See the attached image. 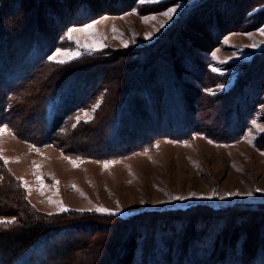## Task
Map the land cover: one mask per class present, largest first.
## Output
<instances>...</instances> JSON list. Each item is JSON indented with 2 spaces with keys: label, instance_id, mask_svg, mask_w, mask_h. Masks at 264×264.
Listing matches in <instances>:
<instances>
[{
  "label": "rangeland",
  "instance_id": "obj_1",
  "mask_svg": "<svg viewBox=\"0 0 264 264\" xmlns=\"http://www.w3.org/2000/svg\"><path fill=\"white\" fill-rule=\"evenodd\" d=\"M204 1L136 0L130 8H124L118 13L117 10H121V7H118L117 0H100L103 4L100 11L103 13L100 14L99 10H96L98 3L94 4L97 13L94 12L91 20L68 23L67 26L61 19L54 20L65 28L61 30L53 50L43 61L41 71L36 70L33 77L26 79L22 85L17 84L11 90H7L5 81L12 77L7 78V75H3V69L8 67H0V127L8 129L7 132L0 134V156L8 160L5 164L4 160L0 159L2 187L13 191L18 188L30 209L60 220L64 224L82 217L102 220L104 224L107 222L120 224L122 220L132 217L142 218L147 217L149 213L170 210L189 209L206 214L219 212L232 226H229L227 233L220 232H223V238L222 234L216 236L214 249L212 250V246L208 249L210 251L208 253H213L215 259L208 263H217L216 258L222 254V241H228L231 233L242 232L247 245L243 251L245 253L249 250L248 245L255 237L256 228L264 221V131L259 130L264 129V92L254 107L253 115L247 122L244 132L232 142H220L205 133L193 132L182 139H175L168 134L159 135L146 145L120 155L103 153L88 155L83 153L86 149L81 146L84 143L103 142L102 136L105 137L106 127L118 116L116 113L121 107L120 102L137 100L130 99L136 96L134 92L137 89H129L131 92H126L131 78L140 83L137 88L150 92L156 88L161 89L162 85L167 83L168 93L165 96L175 94L171 87L175 89L182 84L187 87L188 84L190 87L186 91L192 97L193 104L188 114L192 119L207 117L203 124L214 129L226 122L222 112L225 113L227 110L233 93L241 87L240 84L242 82L243 86L248 84L246 82V79H249L246 77L248 68L264 55V22L254 30L228 32L216 42V38L209 39L202 33L204 32L202 22L197 20V13L193 9ZM26 2L28 3V0H8L0 9V23L6 30L10 29L12 32L6 42L7 45L3 43L0 48V64L7 60L6 52L9 58L12 55L15 57L29 40L27 38L34 28V21L39 12L26 13V10L18 9L16 4L25 5ZM127 2L130 0L125 1ZM169 8L175 9L172 15L170 17L163 15ZM263 9L264 4L257 5L246 17ZM90 11L91 14L92 9ZM142 18H148L147 22ZM38 21H40L38 27L45 32L47 30L48 33L38 35V40L44 43L49 37L55 36L53 28L57 23L44 21L41 16ZM93 21H99L93 34L74 32L72 33L74 39L67 38L66 33L69 29L82 28ZM175 24L178 25L174 26ZM113 27L117 31L114 32ZM148 33H151V36H148ZM93 38L100 40L104 47L93 50L83 46L85 43H92ZM176 38L178 40H175ZM253 44L256 46H249ZM180 45H184L186 52L177 50ZM208 46L210 48L212 46L209 51L202 50ZM58 48L75 50L80 55L63 64L49 61L48 57ZM189 51L192 53V59L203 66L201 67L203 73L201 70L194 71L195 74L191 71L192 75L186 73L188 61L185 55ZM193 60L190 61L194 62ZM146 62L149 64L146 65ZM134 64L136 66H133ZM139 66L142 68L138 70ZM213 68L217 70L213 71ZM74 71H79V75L82 76L77 82L84 81L88 86V83L92 84L95 80L94 83L98 82L96 85L100 86V89L94 90V95L92 94V98L83 108L67 117L52 143H42L37 138L34 139L35 142L26 139L29 137L24 135L22 127L29 126L32 131L34 125L31 119L27 121V118L38 117L35 116L33 107L39 106L38 97L42 95L41 91L45 86L63 87V84L69 83ZM194 76L197 78L202 76L203 79L197 84ZM98 80H102V83ZM75 87L78 92L84 89L80 85ZM196 97L198 106H194ZM170 103L176 105L175 102ZM174 108L170 109L171 120L178 118L181 106L176 105ZM120 110L124 114L127 112L125 109ZM132 110H135L136 118L128 113L129 115H125L127 120L119 128L122 134L125 133L124 136H128L131 131L130 135L134 138L135 134L149 132L153 128L151 120L153 118L148 115L145 105L140 108L133 107ZM160 113L161 119L165 112L163 110ZM103 119H106V127L101 128L100 123ZM90 125L99 127L94 131L85 132L86 127ZM69 140H72V145L68 143ZM31 146H34V150H30ZM103 148L104 145L100 144L92 149L100 151ZM71 160H76L78 166L74 167ZM105 161L112 163L105 168L103 166ZM34 163L39 167H34ZM37 176L42 180H37ZM18 178H23V182L29 186L28 189ZM41 183L43 188H40ZM256 189L261 191L258 192ZM213 192L216 195L213 196ZM229 192L241 194L252 192V195L225 196V193ZM190 193L196 195L190 196ZM174 196H183L186 199L174 200L172 199ZM50 200L52 202H49ZM57 202H62L68 211H59ZM96 206L111 209L113 214L78 211ZM117 207L120 209L119 212L115 211ZM13 208L10 205L7 212H12ZM11 218L13 216L8 215L0 219ZM237 221L240 225L235 224ZM14 223L16 218L9 225ZM66 227L68 226H63ZM60 235L69 238L68 240L76 237V234L68 229L62 230ZM89 235L92 236L90 239L94 243L100 239L104 242L112 233L102 230ZM150 238L146 237L147 242ZM152 240L153 238L150 242ZM151 243L152 247L155 246L154 241ZM192 247L194 249V246ZM101 248L102 246L98 245L99 253ZM155 248L157 249L156 246L150 249V252L157 253ZM101 256L104 260L108 254L106 252ZM80 257L81 261H78L80 264L90 262ZM137 257L140 255L137 254ZM179 257L183 259L180 264H189L191 261L192 264L198 261L206 262L200 255H191L190 251L186 255L181 253ZM116 260L118 264H124L123 257Z\"/></svg>",
  "mask_w": 264,
  "mask_h": 264
},
{
  "label": "trees",
  "instance_id": "obj_2",
  "mask_svg": "<svg viewBox=\"0 0 264 264\" xmlns=\"http://www.w3.org/2000/svg\"><path fill=\"white\" fill-rule=\"evenodd\" d=\"M7 1L0 0V9L4 7ZM56 1L28 0L25 5L16 4L18 9L26 10V13H34V11L39 13L34 21V28L29 38H27L29 39L28 42L20 48L18 55L15 54V57L12 55L9 58V54L7 55L6 52L7 60L0 64L1 68H10L3 69V75H7V78L12 77L5 81L7 90H11L17 84L22 85L26 79L33 77V73L36 70L40 69L39 71H41L43 61L53 50V45L58 35L68 23H80L93 19L94 12L97 13L93 5L97 3L96 10H99L100 14L103 13L100 11L103 8L100 0H59L57 3ZM117 1L118 7H121V10H117L120 13L124 8H130V5L136 0H130L129 3H125L127 0ZM263 4L264 0H205L200 3L199 7L193 9L197 13V20L202 22L201 24L204 28L202 33L206 34L209 39L216 38L215 41L218 42L228 32L237 30L250 31L260 27L264 22V9L252 16H246L254 7ZM91 9L92 15L90 14ZM40 16L47 22H54V20L59 19L66 22H64L65 26H63L55 21L57 23L53 28L55 36L49 37V40L44 43L38 40V35L41 33L44 32L48 35L47 30L45 32L39 28L40 26L38 27L40 23L38 18ZM177 25L175 24L174 26ZM11 35L10 29L6 30L0 23V48L3 43L6 44ZM175 40L178 39L176 38ZM183 47L184 45H180L177 50L186 52ZM211 48L208 46L202 50L207 52ZM187 53L185 55L188 61L186 73L192 75L191 71L195 74L194 71L199 72L203 66L192 59L191 51ZM147 64L149 63L146 62ZM133 66H136V64ZM139 67L138 70L142 68L141 66ZM201 72L203 73V69ZM81 77L79 71H74L69 83L63 84V87H44L41 91L42 95L39 94L40 96L38 97V100H40L39 106L33 107L35 116L38 117L34 119L28 116L29 118H27V121L31 119L32 125H34L32 131L29 126L28 128L22 127L24 135L29 137L26 139L35 142L34 139L37 138L42 143H52L67 117L78 109L83 108L92 98V94L94 95V90L100 89V86L96 85L98 82L94 83L95 80L92 81V84L88 83V86L84 81L77 82L80 81ZM246 77L249 78L246 79L248 84L245 86H243L244 82L240 84L241 87L233 93L227 110L225 113L222 112L226 122L218 125L215 129L203 124L207 117L196 120L192 119V116L188 114L189 110H192L190 107L193 105L191 103L192 97L186 91L190 87L188 84L186 85L187 87L183 84L182 86L178 85L179 87L175 89L171 87L172 92L175 94H172L173 96H165L168 93L167 83L162 85L161 89L156 88L150 92L143 88H137L139 82L135 78H131L126 92H131L129 89H137L134 92L137 97L130 98L137 100H127V102L123 100V102H120L122 103L120 104L121 107L119 105L120 108L116 113V116L117 114L118 116L108 124V127L105 126V120L110 114H108L106 119L101 120V128L106 127L107 129L105 137L102 136L103 142L99 143L96 141L81 144L82 148L86 149L83 153H88V155L99 153L120 155L146 145L151 139L165 134L175 139H182L193 132H202L217 141L232 142L244 132L247 122L253 115L254 107H256L260 96L264 92V55L248 68ZM194 78L197 80V84L203 79L202 76H199V78L194 76ZM98 81L102 83V80ZM75 85L83 86L84 89L78 92L75 90ZM170 101L181 106L178 118L176 117L172 120L170 119V109H175L176 105H172ZM197 101L198 97H196L194 106H198ZM144 105L148 115L153 118L151 119L153 128L149 132L143 131L138 135L135 134L134 138L130 135V131L129 135H125V137V133L122 134L119 128L127 120L125 115L129 113L132 114L133 118H136L135 110H132V108H140ZM120 109H125L127 112L124 114ZM163 110L165 116L160 119L159 116L162 117L160 112ZM196 114H198L197 111ZM219 117L221 118L220 114ZM96 127L99 126H87L85 132L94 131ZM71 142L72 140L68 141L72 145ZM100 144L104 145L102 150L96 151L92 149ZM3 183L5 184V182ZM6 183L9 184V182ZM9 198L12 200L9 201ZM10 205L12 208L14 206V208L12 212L9 211L10 213H8L7 209L10 208ZM8 215L15 217L16 223L13 225L0 224V264H78V261H81L80 256L90 260L87 264H103L104 262V264H118L116 259L122 257L124 264H180L183 259L179 256H181V253L186 255L188 251H190L191 255H200L201 259H206L205 263L198 261L199 264H211L214 254L208 253L210 252L208 249L212 246L213 250L216 236L222 234L223 238V232L227 233L229 226H232L228 224L229 220L225 216L223 217L222 213L206 214L189 209L184 211H158L147 214V217H132L131 219L122 220L120 224H114V222L104 224L102 220H92L83 217L80 219L76 217L77 220L65 222L64 224L60 220L38 214L30 209L18 188L13 191L7 187H2L0 184V218ZM144 220L146 221L142 223ZM239 221L240 223L242 222L241 220ZM239 221L235 222V224L240 225ZM63 226L68 227L63 228ZM65 229L75 233L76 237L70 240L62 237L60 235L61 231H65ZM102 230L106 233L111 232L112 235L107 236L105 239L103 238L104 242L100 239L92 243L90 239L92 236L89 234H96ZM85 231H88V233ZM221 231L223 232L220 233ZM254 234L255 237L251 240V244L248 245L249 250L244 253L243 250H246L247 245L242 232L240 234L231 233L228 241H222V254H220L219 258H216L217 263L215 264H264V221L256 228ZM149 236L155 242L157 253L150 252V249L152 250L155 246L152 247L151 238L147 242ZM98 245L103 248H101V253L97 251ZM192 246H194V249ZM106 252L108 254L107 259L103 260L101 255ZM137 254L140 257H137ZM171 255H173V258H171ZM177 255L178 258H176ZM137 258L138 262H136ZM189 264H192V261Z\"/></svg>",
  "mask_w": 264,
  "mask_h": 264
},
{
  "label": "snow or ice",
  "instance_id": "obj_3",
  "mask_svg": "<svg viewBox=\"0 0 264 264\" xmlns=\"http://www.w3.org/2000/svg\"><path fill=\"white\" fill-rule=\"evenodd\" d=\"M175 11L174 8H169L166 12L163 13V15L165 16H171L172 13ZM106 19V18H105ZM147 19L148 18H142V20H144L145 22H147ZM154 19V17H153ZM99 23V21H93L91 24H87V25H84L82 28H72V29H69L68 30V33H66V36L68 39H74V37L72 36V33L74 32H82V33H88V34H93L94 33V30H95V25ZM114 32L117 31L114 27L112 29ZM148 36H151V33H148L147 34ZM247 35H251V34H247ZM77 43H79V41H77ZM85 48H88V49H99L101 47H104V45L102 44V42L100 40H97L95 38H93V41L92 43H85L83 45ZM126 46V45H125ZM250 47H255L256 45H249ZM80 53L78 51H75V50H71V49H61V48H58L56 49V51L50 55L48 57V60L49 61H52V62H55V63H59V64H63V63H66L68 60H71V59H74L76 58L77 56H79ZM213 58H215V53H213ZM217 69L213 68V71H216ZM79 120V118H77ZM255 123V122H253ZM260 131H264V129H259ZM8 129L6 127H0V134H3L5 132H7ZM209 143H212V141H209ZM30 150H34V146H31L30 147ZM0 159H3L5 164L8 163V160L7 158L5 157H2L0 156ZM78 159V158H77ZM74 167H77L78 166V163L76 160H71L70 161ZM112 162L110 161H105L104 162V167L107 168L109 167V165L111 164ZM34 167H39V165H35V163L33 164ZM22 181V184L23 186L28 189V185L26 182H23V178H18ZM37 180H42L41 177L37 176L36 177ZM71 187H75V185H71ZM40 188H43V184L41 183L40 184ZM256 191H261V189H256ZM190 196H195L196 194L195 193H190L189 194ZM212 195H216L215 192L212 193ZM237 195H246V196H251L252 195V192H247V193H239V192H229V193H225V196H237ZM224 197H220V199H223ZM172 199L174 200H184L186 199V197H183V196H174L172 197ZM49 202H52L51 200ZM59 204V211H68V209L63 205L62 202H57ZM141 203H143V201H141ZM97 211V212H101V213H109V214H113L112 213V210L111 209H108V208H105L103 206H96L95 208H90V209H79L78 211ZM116 212H119L120 209L119 207L116 208L115 210ZM15 221V218H11V219H0V224H10V223H13Z\"/></svg>",
  "mask_w": 264,
  "mask_h": 264
}]
</instances>
